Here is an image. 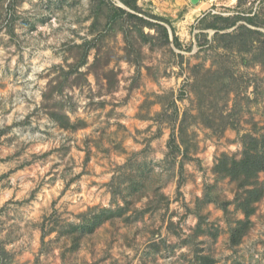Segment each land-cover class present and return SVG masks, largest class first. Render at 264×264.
<instances>
[{
  "label": "rangeland",
  "instance_id": "obj_1",
  "mask_svg": "<svg viewBox=\"0 0 264 264\" xmlns=\"http://www.w3.org/2000/svg\"><path fill=\"white\" fill-rule=\"evenodd\" d=\"M136 3L179 46L119 0H0V264H264V171L216 169L264 139V42Z\"/></svg>",
  "mask_w": 264,
  "mask_h": 264
},
{
  "label": "trees",
  "instance_id": "obj_2",
  "mask_svg": "<svg viewBox=\"0 0 264 264\" xmlns=\"http://www.w3.org/2000/svg\"><path fill=\"white\" fill-rule=\"evenodd\" d=\"M123 5L127 6L133 12L127 11L122 7H118L117 10L120 14L125 15L130 20H136L138 25L143 31V27L155 28L156 31L162 34L163 38L169 40V34L167 27L157 21L168 24L173 33V42L179 46L178 38L175 35V29L169 18L159 16L156 14H145L156 22L143 17L140 14H144L142 8L136 3V0H119ZM247 0H237L238 9ZM264 0L259 1V5L249 8H243L242 10L235 11L233 16L222 17L220 14H212L208 11L204 17L211 14V21L205 25L208 28L216 30L217 35L219 30H227L228 28H234L231 31L224 33L225 35L236 38L241 43L242 50L249 49L254 43L264 42ZM234 7V8H235ZM230 8V9H234ZM203 17V18H204ZM219 20H223L224 24L220 25ZM242 21L240 23H237ZM145 37L154 39V36L150 33H145ZM251 143L244 145V150L240 158L234 156L224 155L218 162L216 169L223 175L230 177L233 180H240L239 185L241 187L250 185L251 183L257 184V177L259 172L264 171V139H258L250 136ZM261 142V143H260ZM253 189L249 193H253ZM245 215L248 216L254 211V208L246 209L243 203L239 204Z\"/></svg>",
  "mask_w": 264,
  "mask_h": 264
},
{
  "label": "crops",
  "instance_id": "obj_3",
  "mask_svg": "<svg viewBox=\"0 0 264 264\" xmlns=\"http://www.w3.org/2000/svg\"><path fill=\"white\" fill-rule=\"evenodd\" d=\"M177 2L182 5L183 7H187V9H189L188 11L190 12H196L198 11L200 15L202 12H206L209 10L208 6H210V4H215V5H225V6H230V5H233L237 2V0H231L229 2H221V3H217V2H209V1H205V0H200L197 4H192L190 0H177ZM207 6H203L205 4H207Z\"/></svg>",
  "mask_w": 264,
  "mask_h": 264
},
{
  "label": "built area",
  "instance_id": "obj_4",
  "mask_svg": "<svg viewBox=\"0 0 264 264\" xmlns=\"http://www.w3.org/2000/svg\"><path fill=\"white\" fill-rule=\"evenodd\" d=\"M207 1L212 2V0H207ZM212 7H213V4H210V6H209V10H208V11L218 13V12H217L214 8H212Z\"/></svg>",
  "mask_w": 264,
  "mask_h": 264
},
{
  "label": "water",
  "instance_id": "obj_5",
  "mask_svg": "<svg viewBox=\"0 0 264 264\" xmlns=\"http://www.w3.org/2000/svg\"><path fill=\"white\" fill-rule=\"evenodd\" d=\"M192 4H197L200 0H190ZM121 6L123 7V4L121 3Z\"/></svg>",
  "mask_w": 264,
  "mask_h": 264
}]
</instances>
